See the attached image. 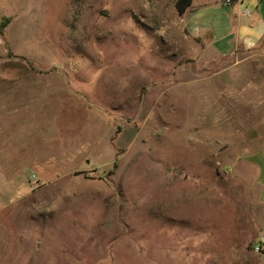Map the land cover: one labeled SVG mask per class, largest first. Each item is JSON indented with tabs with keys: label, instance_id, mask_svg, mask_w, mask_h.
<instances>
[{
	"label": "rangeland",
	"instance_id": "rangeland-1",
	"mask_svg": "<svg viewBox=\"0 0 264 264\" xmlns=\"http://www.w3.org/2000/svg\"><path fill=\"white\" fill-rule=\"evenodd\" d=\"M175 1L0 0V264H264V48Z\"/></svg>",
	"mask_w": 264,
	"mask_h": 264
},
{
	"label": "crops",
	"instance_id": "crops-1",
	"mask_svg": "<svg viewBox=\"0 0 264 264\" xmlns=\"http://www.w3.org/2000/svg\"><path fill=\"white\" fill-rule=\"evenodd\" d=\"M183 20L192 37L221 56L264 48V0H191ZM245 163L253 168L255 196L264 207V144L250 152ZM262 225L264 229V217ZM261 235L264 238V231Z\"/></svg>",
	"mask_w": 264,
	"mask_h": 264
},
{
	"label": "trees",
	"instance_id": "trees-1",
	"mask_svg": "<svg viewBox=\"0 0 264 264\" xmlns=\"http://www.w3.org/2000/svg\"><path fill=\"white\" fill-rule=\"evenodd\" d=\"M191 4V0H176L175 1V7L178 11V13L183 14L184 11L188 8V6ZM10 16H3L2 20L0 21V34H3V28L9 21Z\"/></svg>",
	"mask_w": 264,
	"mask_h": 264
},
{
	"label": "built area",
	"instance_id": "built-area-1",
	"mask_svg": "<svg viewBox=\"0 0 264 264\" xmlns=\"http://www.w3.org/2000/svg\"><path fill=\"white\" fill-rule=\"evenodd\" d=\"M245 13H248L247 9H245L244 11ZM30 180L31 182H36L38 180L37 176L35 173L30 175ZM254 250L258 251V252H262L264 251V238L261 236L259 237L253 245Z\"/></svg>",
	"mask_w": 264,
	"mask_h": 264
}]
</instances>
